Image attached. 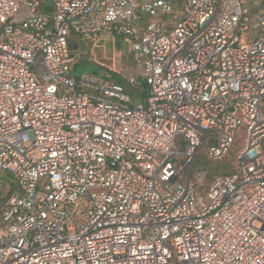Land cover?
<instances>
[{"label": "built area", "instance_id": "built-area-1", "mask_svg": "<svg viewBox=\"0 0 264 264\" xmlns=\"http://www.w3.org/2000/svg\"><path fill=\"white\" fill-rule=\"evenodd\" d=\"M250 0H0V264H264V13ZM126 37L148 93L69 75ZM83 88L100 94L84 92ZM234 170L203 190L206 148ZM259 226H255V222Z\"/></svg>", "mask_w": 264, "mask_h": 264}, {"label": "rangeland", "instance_id": "rangeland-1", "mask_svg": "<svg viewBox=\"0 0 264 264\" xmlns=\"http://www.w3.org/2000/svg\"><path fill=\"white\" fill-rule=\"evenodd\" d=\"M170 1L175 3V7L177 9L179 8L181 0ZM251 4L252 10H260L264 13V5L255 6L254 0H251ZM262 34H264V29L244 32L242 33L241 40L250 41L256 37L261 36ZM69 48L75 55V59L70 64V71L68 74L74 77L77 83L80 82V77L84 73L103 79L118 81V76H116L115 73H118L123 78L127 79L129 75H137V73L141 71L139 61L134 58L131 46L127 42L126 37H124L123 35L103 33L98 37L97 40L89 41L78 34H72L69 37ZM141 79L142 78L139 79L140 83L141 81H143V79ZM128 83L131 82L128 81ZM82 90L84 92L100 94L99 91H94L90 88H83ZM127 93H129L131 96V101L129 102L131 106H134L136 103L144 100V97H139L137 90H135L133 94L128 91ZM134 94H136V96H134ZM237 151L238 145H232L228 155L221 160V164H224L226 166L228 165V170H230L228 172L234 170L236 166ZM203 161L206 163V165L209 166L201 165ZM217 162L220 161L208 159V157L206 156V148H203L196 156L192 165V171H204V180L200 187L201 189L204 190L210 184L214 176L217 175V172L218 174H224L226 172L225 170H223V168H221V171L219 170L215 172L216 169L214 168V166L215 164H217ZM13 183L16 182L11 174L8 171L0 170V195L4 196L5 201L10 198V196L18 189L17 184V188L15 190L12 189ZM254 225L259 226L260 223L256 221Z\"/></svg>", "mask_w": 264, "mask_h": 264}, {"label": "trees", "instance_id": "trees-1", "mask_svg": "<svg viewBox=\"0 0 264 264\" xmlns=\"http://www.w3.org/2000/svg\"><path fill=\"white\" fill-rule=\"evenodd\" d=\"M263 3H264V0H263ZM260 11V10H259ZM116 74V76H118V81L117 82H119V83H121V84H125L126 85V87L125 88H127V91L128 92H131V94H133L134 93V91L135 90H137L138 91V94H139V97H141V98H143V97H145L146 95H147V93H148V86H147V84H146V82L143 80V81H141V83H140V81H137V82H135V83H128V81H127V79L126 78H123L120 74H118V73H115ZM142 80V79H141ZM124 85V86H125ZM134 96H136V94H134ZM228 155V154H227ZM226 155V156H227ZM225 156V157H226ZM220 162H217V164H215V166H214V168L216 169L215 170V172H217V171H221V168H223V170H225L226 172L225 173H227L228 171H230V170H228V165L226 166V165H224V164H221L222 162H221V160H219ZM201 165H205V166H209V165H206V163L203 161L202 163H201ZM212 172V171H211ZM224 173V174H225ZM212 174V173H211ZM217 174H218V172H217ZM17 188V186H16V183H13V190H15ZM0 207L1 206H3V205H5L6 203H7V201H8V199L5 201L4 200V196L3 195H0Z\"/></svg>", "mask_w": 264, "mask_h": 264}, {"label": "crops", "instance_id": "crops-1", "mask_svg": "<svg viewBox=\"0 0 264 264\" xmlns=\"http://www.w3.org/2000/svg\"><path fill=\"white\" fill-rule=\"evenodd\" d=\"M254 4H255V6H263L264 5V3H263V0H254ZM262 4V5H261ZM248 6L251 8V6H252V4H251V0H250V2L248 3ZM252 9V8H251ZM252 11H254V10H252ZM254 12H261V11H259V10H257V11H254ZM72 35V34H71ZM70 37V36H69Z\"/></svg>", "mask_w": 264, "mask_h": 264}]
</instances>
